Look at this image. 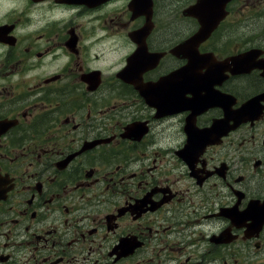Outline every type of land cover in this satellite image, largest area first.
Masks as SVG:
<instances>
[{
	"label": "flooded vegetation",
	"instance_id": "flooded-vegetation-1",
	"mask_svg": "<svg viewBox=\"0 0 264 264\" xmlns=\"http://www.w3.org/2000/svg\"><path fill=\"white\" fill-rule=\"evenodd\" d=\"M29 1L0 25V264H264V5L207 9L199 44L198 0L149 35L140 2L115 60L30 26L109 1Z\"/></svg>",
	"mask_w": 264,
	"mask_h": 264
},
{
	"label": "rangeland",
	"instance_id": "rangeland-1",
	"mask_svg": "<svg viewBox=\"0 0 264 264\" xmlns=\"http://www.w3.org/2000/svg\"><path fill=\"white\" fill-rule=\"evenodd\" d=\"M193 1V0H157L156 2V14L154 16V21L159 26L164 24H169L172 22H175L178 18L179 12L181 7L185 5L186 3ZM251 3H254L256 5L263 6L264 0H250ZM31 1L29 0H0V25L4 24L9 21L15 22L17 26L26 27L27 20L20 21L19 19H27V16L29 15V11H31L34 7H37L38 3L29 4ZM177 3V9L175 13H169V9L172 7L173 4ZM130 3L127 2V0H120V2H113L106 9L103 7L95 11L90 12H84L80 7H67L64 12L61 11H55V12H49L48 14H45L43 11H41L43 8H38L35 14H32L31 17H40L43 18L41 20H35L34 23H30V26H44L46 23H58V29H64L67 26L64 25V23L69 18H78L77 21V28H75V31H77L78 36H83L85 38L89 39V42L80 43L82 47H93L98 48L99 51L103 50H109L113 51L115 60H119L120 56L127 52V50L130 49L129 46L126 47L125 43L123 42L128 41V35H123L124 37L127 36L122 40V38L119 37L120 33L125 32L128 29H131L133 26H137V29H139L142 24L140 22H134L127 20L128 17L132 14L130 10H127L128 5ZM241 5V4H240ZM110 8V9H109ZM258 16H264L262 12L259 10ZM56 14V15H55ZM97 14V15H96ZM10 15H15V18H9ZM96 15V16H95ZM230 17H238L234 14H230ZM9 18V19H6ZM138 20L140 16L137 17ZM264 20V19H263ZM126 26L123 28H118L117 25H121V23H126ZM87 28H92V31H97L98 35H88ZM147 28L146 26L144 27ZM258 30H264L262 28L257 27ZM84 32V33H83ZM30 32L27 31V34ZM100 35V36H99ZM28 37V36H27ZM103 38V39H96V38ZM31 39L30 37H28ZM96 39V41H95ZM117 41V43L111 44L112 42ZM222 42L219 47L222 46L226 41L221 40ZM94 42L99 47L94 46ZM123 47H120V44ZM111 44L112 46H108ZM236 44V42L231 41L230 46L233 47ZM117 45L118 48H112L113 46ZM117 65V64H116ZM115 65V66H116ZM120 65V63L118 64ZM114 67V66H113Z\"/></svg>",
	"mask_w": 264,
	"mask_h": 264
},
{
	"label": "water",
	"instance_id": "water-1",
	"mask_svg": "<svg viewBox=\"0 0 264 264\" xmlns=\"http://www.w3.org/2000/svg\"><path fill=\"white\" fill-rule=\"evenodd\" d=\"M149 33L148 32H146V35H148ZM1 127V126H0Z\"/></svg>",
	"mask_w": 264,
	"mask_h": 264
}]
</instances>
